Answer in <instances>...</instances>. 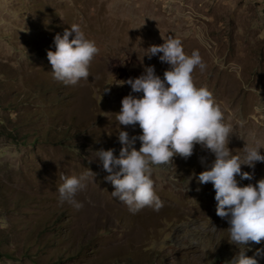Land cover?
Returning <instances> with one entry per match:
<instances>
[{
	"label": "rangeland",
	"instance_id": "1",
	"mask_svg": "<svg viewBox=\"0 0 264 264\" xmlns=\"http://www.w3.org/2000/svg\"><path fill=\"white\" fill-rule=\"evenodd\" d=\"M72 25L99 53L88 79L65 85L54 79L47 51ZM169 36L202 57L193 80L233 126L229 149L243 159L245 146L259 145L264 155V0H0V250L9 253L0 264H231L239 249L216 215L214 187L196 179L213 153L196 145L186 160L153 165L163 207L135 214L111 195L108 173L93 159L100 148L119 156L121 129L141 134L138 124L119 125L117 113L123 97L143 93L115 83L140 76L145 65L163 80L170 66L162 53L143 55ZM88 169L94 182L75 196L83 206L61 204L60 176ZM241 170L254 175L236 176L238 186L264 178V163ZM257 249L264 241L250 243L245 255Z\"/></svg>",
	"mask_w": 264,
	"mask_h": 264
},
{
	"label": "clouds",
	"instance_id": "2",
	"mask_svg": "<svg viewBox=\"0 0 264 264\" xmlns=\"http://www.w3.org/2000/svg\"><path fill=\"white\" fill-rule=\"evenodd\" d=\"M73 33L74 38L70 40ZM54 43L55 51H47L54 79L65 85H76L88 79L90 63L99 53L96 43L86 38L78 25L66 28L63 35L56 34ZM147 49L143 56L151 59L162 53L159 60L170 67L164 71L163 80L156 75L153 65H145L140 76L115 83L117 86L128 84L133 92L143 95L123 97L117 113L119 125L134 127L138 124L141 134L130 137L121 129L119 156L114 155L112 148L95 151L93 159L98 158L102 163L108 173L104 179L113 185L111 195L126 204L133 214L145 207L158 212L163 202L154 190L152 166L172 163L175 155L186 160L193 155L194 147L200 145L213 153L215 160L211 168L200 172L196 179L199 184L211 182L214 187L216 215L227 221L229 243L239 249L231 264H259L255 257L264 258V249H257L253 257L245 255V249L250 243L264 241V178L257 180L255 185L249 183L241 187L236 176L253 178L254 172H242L241 165L254 170L257 162L264 163L261 147L245 146L243 159L229 149L233 126L224 122V114L212 92L206 86L196 87L193 80L195 68L205 67L198 51L186 54L181 40L172 36ZM109 92L106 85L103 93ZM137 139L140 141L138 150L134 147ZM95 176L90 169L79 177L62 174L63 182L58 187L61 204L67 202L76 209L81 208L83 205L75 196L86 187L89 179L94 182Z\"/></svg>",
	"mask_w": 264,
	"mask_h": 264
},
{
	"label": "trees",
	"instance_id": "3",
	"mask_svg": "<svg viewBox=\"0 0 264 264\" xmlns=\"http://www.w3.org/2000/svg\"><path fill=\"white\" fill-rule=\"evenodd\" d=\"M12 136H14V135H12ZM2 241H3V240L0 239V245H1ZM3 253H6V255L9 256V253H7V252H2V251L0 250V254H3Z\"/></svg>",
	"mask_w": 264,
	"mask_h": 264
}]
</instances>
